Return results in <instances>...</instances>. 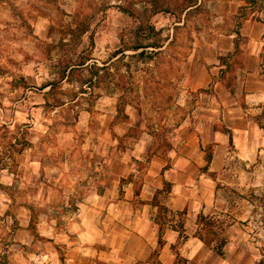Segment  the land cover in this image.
Returning <instances> with one entry per match:
<instances>
[{"label":"rangeland","instance_id":"1","mask_svg":"<svg viewBox=\"0 0 264 264\" xmlns=\"http://www.w3.org/2000/svg\"><path fill=\"white\" fill-rule=\"evenodd\" d=\"M263 23L264 0H0V264H67V244L55 242L67 212L47 202L51 163L40 160L93 153L83 116L111 112L120 128L103 135L117 156L144 146L166 157L189 132L230 129L215 201L192 233L216 232L214 247L226 238L224 253L234 244L244 264H264V103L248 99L264 91ZM238 30L247 41L226 69L220 57L230 53L217 57V45L234 44ZM155 42L152 58L133 57ZM255 52L259 75L246 87L245 59ZM207 71L211 85L197 88ZM68 136L75 141L60 143ZM166 217L164 229L185 220Z\"/></svg>","mask_w":264,"mask_h":264},{"label":"crops","instance_id":"2","mask_svg":"<svg viewBox=\"0 0 264 264\" xmlns=\"http://www.w3.org/2000/svg\"><path fill=\"white\" fill-rule=\"evenodd\" d=\"M246 30L245 25L243 35ZM259 31L264 37V24ZM227 41H219L217 57L234 53L235 45L226 46ZM251 41L256 42L254 38ZM217 57L208 64H218ZM259 60L256 52L245 59L246 87L259 75ZM205 74L207 76L197 82V88L211 85L210 72ZM216 87L226 89L222 82ZM259 88L260 93L248 99L263 104L262 85ZM115 118V112L83 116L86 126H91L93 131V153L56 154L40 160L51 163L45 194L47 202L54 209L67 212L62 218L65 229L55 233V242L67 244V264H178L180 259L184 264H244L246 253H237L234 244L220 255L205 244L203 236L192 233L198 227L194 219L207 215L215 201L214 174L225 161L229 135L215 131L210 138L189 132L177 151L166 157L149 156L144 146L138 155L131 151L133 154L117 156L110 154L103 135L107 132L113 136L120 128L118 125L116 130ZM39 133L43 137V132ZM74 141L73 136H68L60 143ZM206 144L214 145L207 169ZM142 163H147L143 172L139 170ZM167 184L171 190L163 195L161 192ZM157 197L158 200L161 197L160 204ZM161 206L172 212H185L186 219L184 235L179 225L173 224L164 229L163 243L159 245ZM25 210L31 213L29 207ZM31 219L32 216L29 221ZM18 232L27 230L23 227ZM27 241L24 244L27 245ZM53 264L62 263L58 260Z\"/></svg>","mask_w":264,"mask_h":264},{"label":"trees","instance_id":"3","mask_svg":"<svg viewBox=\"0 0 264 264\" xmlns=\"http://www.w3.org/2000/svg\"><path fill=\"white\" fill-rule=\"evenodd\" d=\"M147 5V6H146ZM148 5H150L151 7H153L154 9V4L152 2H148L146 1L145 2V7L147 8ZM191 6H188L186 10L190 9ZM155 11V9H154ZM264 24V23H263ZM141 27H144V26H141ZM140 27V28H141ZM142 29V28H141ZM145 29L148 30V32L146 33V37H148L147 39H149V37L151 36L152 33H156V29L154 26L152 25H148ZM236 37L234 39V45H235V51L234 53L232 54H229L228 56H225V57H220V61L222 62V67H226V69L230 68L231 67V63H229V61H234L236 62V54H238V51H239V48H240V41L244 40V41H247V38L243 37L241 32L238 30L236 31ZM152 47L153 49H160L161 46H159V43H154V44H151V46H144V44H139L138 46L134 47V51H139L141 50L140 53L136 54L135 56L133 57H136V58H145L148 56V58H152V53L153 52H149L148 51V48ZM239 62H236L235 64H238ZM262 66H263V75H264V64L262 63ZM222 74L224 73V71L221 72ZM222 133L226 134V135H229L230 137V143H232V132L230 129L228 128H224L222 130ZM207 152V151H206ZM207 167L205 169L208 168V165L211 163L212 161V153L210 152H207ZM171 188L170 186L167 184L165 185V188L162 190V194L163 195H167L169 192H170ZM161 194V195H162ZM157 202L158 204H160V201L158 200V197H157ZM172 214V215H179V216H183L184 218L186 217V213L185 212H172V211H169L168 208L166 207H163L161 206V216H160V239H159V245H162L163 243V240H162V236H163V233H164V224H166V222H169V223H173L172 220H169L167 219L166 217V214ZM186 219V218H185ZM184 220L179 224V226H177L180 230H181V235H184ZM211 227V224L210 223H207V228H210ZM217 233L216 232H212L211 230L208 231L206 234H204L203 236V241L205 242V244L209 247H213L216 249V251L220 254V255H224V251H223V247L226 245V243L228 242L226 238H221L220 241H218L217 243V246H213V243H214V239L212 238V236H216V239H219L217 238Z\"/></svg>","mask_w":264,"mask_h":264}]
</instances>
